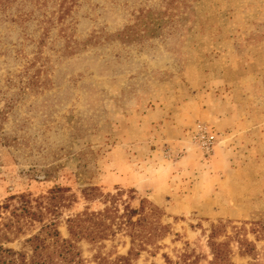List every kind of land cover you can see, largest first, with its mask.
Segmentation results:
<instances>
[{"label":"rangeland","instance_id":"1","mask_svg":"<svg viewBox=\"0 0 264 264\" xmlns=\"http://www.w3.org/2000/svg\"><path fill=\"white\" fill-rule=\"evenodd\" d=\"M59 1L0 0V201L65 188L68 237L67 217L104 208L97 186L165 211L136 264H210L213 223L235 264H264V0H76L64 19ZM80 246L97 264L130 237Z\"/></svg>","mask_w":264,"mask_h":264},{"label":"trees","instance_id":"2","mask_svg":"<svg viewBox=\"0 0 264 264\" xmlns=\"http://www.w3.org/2000/svg\"><path fill=\"white\" fill-rule=\"evenodd\" d=\"M32 1L39 7L47 3V0ZM59 2L58 17L64 19L76 0ZM127 29L124 36L130 40L135 31L130 27ZM87 190H84L86 199H99L105 206L99 210L86 208L67 217L68 237H64L59 229L60 209L69 204L65 188L55 186L39 196L15 194L0 201V264H86L80 242L85 240L102 245L122 231L130 237L127 254L116 255L113 259L98 254L95 260L97 264H136L142 252L150 246L158 247L159 241L171 231L170 225L162 222L165 211L147 198L141 199L139 207L134 208L128 203L121 207L119 194L102 193L97 186ZM250 230L257 237L264 236V223L254 221ZM223 231L224 223L212 224L208 239L213 255L210 264H235L231 260V243L218 240ZM22 235L27 236L19 249L9 245ZM236 241L241 254L256 251L255 243L247 236L237 237Z\"/></svg>","mask_w":264,"mask_h":264}]
</instances>
